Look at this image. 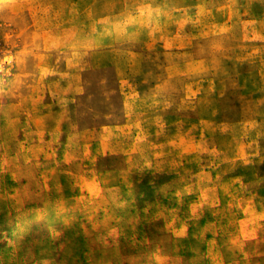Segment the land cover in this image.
<instances>
[{
  "label": "trees",
  "instance_id": "trees-1",
  "mask_svg": "<svg viewBox=\"0 0 264 264\" xmlns=\"http://www.w3.org/2000/svg\"><path fill=\"white\" fill-rule=\"evenodd\" d=\"M126 8L106 37L120 31L135 50L150 44L155 67L138 75L108 119L101 148L70 151L63 171L74 186L127 164L142 174L136 186H113L80 205L59 189L32 195L41 185L29 181L34 164L22 159L0 178V264H34L53 251L74 264H103L108 253L130 252L215 208L210 180L202 184L190 170L227 129L241 131L252 117L247 104L264 64L247 59L245 33L251 41L263 34L264 0H131ZM34 110L29 97L18 124ZM20 130L0 153L23 156L14 145Z\"/></svg>",
  "mask_w": 264,
  "mask_h": 264
},
{
  "label": "rangeland",
  "instance_id": "rangeland-1",
  "mask_svg": "<svg viewBox=\"0 0 264 264\" xmlns=\"http://www.w3.org/2000/svg\"><path fill=\"white\" fill-rule=\"evenodd\" d=\"M129 3L0 0V20L13 26L0 32V95L6 109L0 115V144L16 138L17 129L24 134L14 144L23 156L0 153V178H10L13 167L27 159L34 164L29 181L41 185L32 195L59 189L80 205L113 186H136L142 172L132 164L96 171L79 186L66 181L63 171L70 151L101 148L108 119L131 95L138 75L155 67L150 44L135 50L120 31L106 37ZM105 38L117 45L110 58L101 50ZM251 39L245 33L251 42L247 59L264 64V31ZM203 47L199 42L194 55ZM30 90L35 110L18 124ZM247 106L252 117L245 128L227 129L190 170L200 183L210 180L215 208L130 252L108 253L103 264H264V77Z\"/></svg>",
  "mask_w": 264,
  "mask_h": 264
},
{
  "label": "clouds",
  "instance_id": "clouds-1",
  "mask_svg": "<svg viewBox=\"0 0 264 264\" xmlns=\"http://www.w3.org/2000/svg\"><path fill=\"white\" fill-rule=\"evenodd\" d=\"M12 27L10 23L0 20V32L10 31ZM116 47L117 45L113 44L108 38L101 42V50L108 58L115 55ZM149 68H151V65H149ZM34 264H74V261L69 262L65 257L53 251L47 255L36 257Z\"/></svg>",
  "mask_w": 264,
  "mask_h": 264
}]
</instances>
